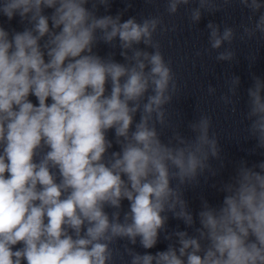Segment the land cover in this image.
<instances>
[{
  "label": "clouds",
  "instance_id": "1",
  "mask_svg": "<svg viewBox=\"0 0 264 264\" xmlns=\"http://www.w3.org/2000/svg\"><path fill=\"white\" fill-rule=\"evenodd\" d=\"M123 2L113 15V0H0V264H264V160L240 159L211 184L219 203L190 206L224 157L211 115L189 134L173 119L181 87L161 42L181 9L198 29L237 4L238 26L206 25L204 51L231 65L235 41L264 40V0H144L155 11L127 19ZM252 81L250 154L264 150V79ZM225 84L235 113L240 77Z\"/></svg>",
  "mask_w": 264,
  "mask_h": 264
}]
</instances>
